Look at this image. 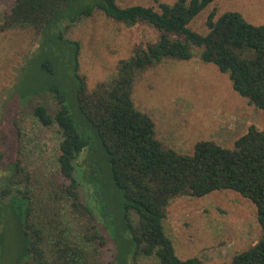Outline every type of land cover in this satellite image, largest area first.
<instances>
[{
	"label": "trees",
	"instance_id": "obj_1",
	"mask_svg": "<svg viewBox=\"0 0 264 264\" xmlns=\"http://www.w3.org/2000/svg\"><path fill=\"white\" fill-rule=\"evenodd\" d=\"M214 1L122 7L117 0H100L76 10L78 0H16L4 15L2 31L41 35L39 54L47 58L40 68L65 81L29 94L17 91L23 106L31 96L48 94L58 107L55 115L45 105L34 108L42 125H57L61 131L57 172L31 171L19 146V114L13 122L16 152L4 166L0 149V249L7 248L6 216L15 217L24 239L15 264H118L104 261L101 248L107 240L87 203L102 192L105 168L120 194L134 264L139 256L154 257L155 264H203L198 257L177 255L165 231L167 208L180 197L225 190L256 204L263 230L258 243L236 255L233 264H264V127L251 125L231 148L202 140L185 154L157 138L154 120L133 99L136 81L148 69L168 59H199L227 74L234 91L264 111V25L249 22L238 11L218 17L214 8L206 21L208 32L195 31L192 23ZM97 11L127 27L148 26L155 38L136 45L114 73L90 89L80 71L81 43L66 32ZM56 48L60 52L52 55Z\"/></svg>",
	"mask_w": 264,
	"mask_h": 264
},
{
	"label": "rangeland",
	"instance_id": "obj_2",
	"mask_svg": "<svg viewBox=\"0 0 264 264\" xmlns=\"http://www.w3.org/2000/svg\"><path fill=\"white\" fill-rule=\"evenodd\" d=\"M15 1L0 0V149L5 155L2 163L4 166L16 152L13 122L19 114L23 130L19 146L26 163L31 171L45 170L53 174L58 170L62 134L57 125H42L34 116V108L45 105L55 115L58 107L48 94L31 96L23 106L17 91L19 88L20 93L29 94L51 83L64 84L65 81L40 68L47 56L39 54L42 40L39 33L34 30H1L4 15L11 11ZM98 1L78 0L75 9ZM176 1L117 0L122 7H158L159 3L173 4ZM214 8L218 9V17L229 11H238L249 22L264 25V0H215L191 27L207 33L206 21ZM66 35L81 43L80 71L90 89L114 73L119 61L130 57L136 45L155 38L152 28L144 25L127 27L102 11L81 19L69 28ZM59 52L56 48L52 55ZM133 99L137 108L154 120L157 138L165 146L185 154L193 153L196 143L202 140H214L231 148L251 125L264 127V111L235 92L227 74L199 59H168L148 69L137 79ZM104 171L102 192L87 202L97 216L100 233L107 240L101 248V255L104 261L134 264L131 255L128 256L131 253L130 235L123 224L120 194L109 180L106 168ZM95 190L99 192V189ZM71 211L66 205L65 213L77 229L78 223ZM6 218L3 227L7 231V248L3 252L0 249V264H15L24 239L17 219L9 215ZM164 226L180 258L198 257L203 264H233L236 255L257 244L263 236L256 204L231 190L201 198L173 200L167 208ZM136 262L155 264L156 259L139 256Z\"/></svg>",
	"mask_w": 264,
	"mask_h": 264
}]
</instances>
